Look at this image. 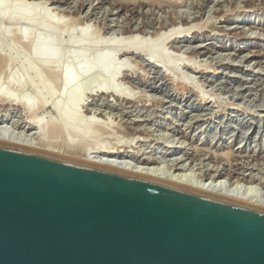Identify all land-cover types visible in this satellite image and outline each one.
<instances>
[{
  "label": "rangeland",
  "instance_id": "rangeland-1",
  "mask_svg": "<svg viewBox=\"0 0 264 264\" xmlns=\"http://www.w3.org/2000/svg\"><path fill=\"white\" fill-rule=\"evenodd\" d=\"M45 1L47 4L44 12L41 6L38 7L41 17L46 15L47 8V10L54 8L55 13L59 12L62 15L64 26L62 32L58 31L56 39L63 41L64 54L73 53L79 46L89 47L91 51L94 42L100 38L104 42H101L99 49L107 51L115 48L113 44L110 46L112 38L113 40L116 38L117 45H120V42L128 39L130 34L138 33L146 37L141 50L143 52L129 51L123 54L122 51H116L118 54L115 55L116 61L121 58L129 60L126 63L133 67L130 71L121 73L118 83L129 93H136L134 95L139 96L137 101L128 102L122 98L99 93L98 78L91 84L89 88L91 92L87 90L89 85H86L88 82L84 81L86 79L81 81L82 83L79 81L81 86L87 88L84 93V110L87 108L96 112V117L103 120H100L101 123L106 124L104 130L93 129L95 131L92 133L94 132L95 136L90 137L88 147L97 144L100 147L103 144L101 146L105 145L103 148L107 149L110 146L108 150L114 148L117 150L122 149L121 145H128L130 149H127L132 150L129 156L135 157L143 152L146 153L143 156H150L158 151L156 148L160 146L163 152L158 151L156 156L160 161H164L165 165L166 158L170 159L164 152L168 149L177 153L174 157L182 156L179 161L185 160L184 167L194 169L193 172L196 173L222 172L227 179L230 175L234 180L237 177L256 175L264 180V0H252V3L248 0H172L176 3L171 0ZM40 21L31 26L34 28L33 31L41 28ZM25 24H27L25 18L22 21L0 19V29L9 32L6 37L0 35V57L18 56L16 61L9 62L6 70L0 71L2 82L0 85L1 88L4 87V91L8 92L9 87L10 94L16 92L19 98L29 97L36 104L39 97L37 94L49 102L46 103V108L38 110L39 113L35 114H29L22 105L12 109L10 124L30 129L33 125L28 122H32L35 117L41 115L46 120L56 116L52 104L61 98L60 91L63 86L59 73L63 67L58 68L60 71L54 68L59 72L57 76L54 69L53 71L51 69L52 75L47 73L50 70H41L43 72L39 71L38 74L28 71L29 66L37 68V64L30 59L29 46L17 42L18 39L15 41L17 37L12 34L13 28L19 27L16 32ZM84 25L88 26V31L83 33L88 34L90 38L75 48L69 44L70 34L77 36V32ZM75 27L76 30L78 28L77 32ZM174 27L177 33L172 32ZM166 32L168 35L172 33V36L164 40L160 50L163 54L158 52L160 56L157 58L159 54L156 53L155 63L150 64L145 60L150 47L155 46L158 34L164 35ZM244 32L248 35L244 36ZM121 37L124 40H121ZM64 64L62 61L61 65ZM176 64L179 66L178 70H175ZM10 72L18 76L19 79L16 77L15 80V76L13 78L16 82L12 79L14 73L9 77ZM8 78L15 83L23 79L22 82L27 84L19 88L21 92L15 91L12 87L15 83L12 86L6 83ZM50 90L53 91L51 95ZM0 106L2 116L5 114V105L0 103ZM65 138L72 139L67 132L56 140L59 139L57 142L62 144L66 141ZM158 140L163 144H157Z\"/></svg>",
  "mask_w": 264,
  "mask_h": 264
},
{
  "label": "water",
  "instance_id": "water-1",
  "mask_svg": "<svg viewBox=\"0 0 264 264\" xmlns=\"http://www.w3.org/2000/svg\"><path fill=\"white\" fill-rule=\"evenodd\" d=\"M0 264H264V207L0 137Z\"/></svg>",
  "mask_w": 264,
  "mask_h": 264
},
{
  "label": "bare ground",
  "instance_id": "bare-ground-1",
  "mask_svg": "<svg viewBox=\"0 0 264 264\" xmlns=\"http://www.w3.org/2000/svg\"><path fill=\"white\" fill-rule=\"evenodd\" d=\"M248 1H250V3H252V0H248ZM171 2H173V1L171 0ZM173 3H176V2H173ZM46 4H47V1H45V0H0V19L1 20H8V21H17V20L21 19V21H22L25 18V21L27 20V24H25L24 27L20 28V30L15 32V30H17V28L19 29V27L16 26L17 27L16 29L13 28L14 29L13 33L11 32L12 27H11V29L9 28V31H10V33L16 35L17 38L15 39V41H17V39H18L17 42L20 41V42H23L24 45L27 44L29 46V48H30L29 50L31 51V53H30V51L28 52L29 54H31L30 59H33V61H35L37 64V68L32 67L33 65L28 67V71H31L30 73L38 74V73H40L39 71H41V70H45V71L50 70V71H47V73L50 74V72H52L54 68L55 69L57 68V71H60L58 68H60L61 66L63 67L62 71H60L61 73L57 72L54 69V73L56 71V73H55L56 76H57V73H59V78L61 79V83H62L61 85L63 86V87H61V91H60L61 95L59 94L61 97L60 100L58 101V99H57L58 102H55L52 104V105H54L53 108H54V111L56 113V116L55 117L52 116L49 119L47 118L46 120H45L44 116H41V115L37 116V117L33 116V117H35L34 120L31 117H29L33 120L32 122H30V121L28 122V123H32V125H33V127H31L30 129H26L24 127L21 128L18 126H16V127L13 126L14 124L13 125L10 124L11 123L10 121L12 120L11 111L17 105H20V106L22 105V107L27 112H29V114L30 113L35 114L36 112H38V110H40L42 108L44 109V107L46 108V103L49 104V102L46 100V98L44 100V97L43 96L41 97L40 94H37V95H39V97H37L38 98L37 104L35 102H32L29 97L19 98L17 96L16 92L12 91L13 93L10 94L11 91L9 90V87L7 88L8 92L4 91L3 90L4 87L1 88L2 82H0L1 83V85H0V103H2L3 106L5 105L4 106L5 107V114L0 116V137H5V138H7L13 142H20L21 144H23L29 148L39 149V150L59 151V153L63 157L94 162V163L104 165V166L112 168V169L123 170V171L131 172V173L143 176V177L162 180V181H165V182H168L171 184L195 188V189H199V190H203L206 192L213 193V194L218 195V196H223L226 198L239 200V201L247 202V203H250V204H253L256 206L264 207V190H262V188L264 189V180L259 179L258 177H256V175L255 176H249V177H244V176L243 177H237L234 180V177L230 176L229 174H228L229 177L227 179V177L224 174H222V172L221 173L218 172L215 174L196 173V172H193L194 169L191 170V168H185L184 167L185 164L183 162L185 160L179 161V159H181L182 156H180L181 158L174 157V155H176L177 153H173V151H169L168 149L164 152H166L168 154L170 159L166 158L165 163H167V164L165 165V164H163L164 161L163 162L160 161L158 156H156L158 151H159V153L163 152V149L160 146H158L156 148L158 151H155V153L150 155V156H143L144 154H146L145 152H143L141 155L135 156V157H132V155H130L131 157L129 156V154L132 152V150L131 151L129 150L130 146H128V145H121L120 147L122 149L118 148L117 150H115V148H114V150H112V149L108 150V148L110 146L107 149L103 148L105 145L103 147H101L103 145L102 143H101L102 145L100 147L97 146L98 144L91 146V148L88 147L87 142L90 141V137H92L93 135L95 136V133L93 132L94 133L93 134L92 131H95V130L97 131V129H99V131L104 130V127L106 126V124L101 123V121H103V120H101L100 118L98 119L96 117V112H93L91 109H87V108L84 110V107H85V104H84L85 103L84 102L85 95H84V93L87 90L88 91L90 90L89 88H90L91 84L93 83L94 79L98 78L100 82H99V86H98L97 91L99 93H101L103 95H108V97L113 96V97H117L119 99L122 98L123 100L128 101V102L137 101L139 96L136 97V95H134L136 93H129L126 90V88L122 87L123 85L120 86V84L118 83V79H119V76L121 75V73H123L124 71H130L131 68H133V67L130 63H129L130 65H128V63H126V62H129V60L126 61V60L121 58L120 60L116 61L117 57L115 58V55L117 56V54H118V53L116 54V51L117 52L122 51L123 54L129 53V51H138V53H139V51H141L143 48V45L145 42L144 40H146L145 39L146 37L140 36V34L135 33V31H134L135 34H132V35L130 34L129 35L130 37H128V39L126 38L127 40L126 39L124 40V38L121 37L122 38L121 40H124V41L120 40L121 41L120 45H117V42H116L117 39L116 38H115V40H113V38H112V40H110V46H112V44H113L115 48L113 50L107 49V51H105L103 49H102L103 51H101V49H99L100 44H102L101 42H104L103 39L100 38L94 42V44L92 45L91 51L88 49L89 47H87V46H86L87 48H83V47L79 46V47H77V49L73 53L64 54L62 52L63 51V49H62L63 41L56 39V36L58 35V31L62 32V30H63L64 24H62V15L59 12L55 13L56 11L54 10V8L49 9V10H47L48 9L47 8L46 9L47 13L45 12L46 15L41 17L40 16L41 12L39 13L38 7L41 6L42 10L44 12L45 11L44 8L46 7ZM239 9H240V7H239ZM42 15H43V13H42ZM38 21L41 22L42 26L38 31L35 32L32 30L34 28H31V26L34 25L35 23H38ZM64 21H66V19ZM174 21H176V20H174ZM205 22L207 23V21H205ZM89 26H90V24H89ZM3 28H4V25H3ZM30 28L33 31L32 33L30 31ZM71 30H70V32H71ZM75 30H76V27H75ZM77 30H78V28H77ZM77 30H76V32H77ZM68 31H69V29H68ZM84 31H88L87 25H84V27H82V29L77 32V36H73L71 33L70 39H69V44L71 43L76 48V45H79L81 42H84L87 39L89 40L90 36L88 38V34L83 33ZM175 31H177V30L174 27V31H172V32L177 33ZM132 32H133V30H132ZM136 32H138V31L136 30ZM7 33L9 34L8 30L0 29V35H5V37H6ZM166 33L164 35H162L163 33L160 35L158 34V39L156 41L155 46L150 47L151 49L149 51V55L147 54V58H145V60L148 61L150 64L155 63L154 61H155L156 53L159 54L158 52H161L160 50L162 49L161 48L162 44L165 42L164 40H166V39L168 40V38L170 36H172V33H169V35H168V33L167 34ZM66 34H68V33H66ZM14 35H12V36H14ZM243 35L247 36L248 34L246 32H244ZM149 38H150V36H149ZM147 40H148V38H147ZM105 42H106V40H105ZM64 44H66V43H64ZM24 47L25 46H23V48ZM1 48H3V47H1ZM87 49H88V51H87ZM27 51H28V49H27ZM141 52H143V51H141ZM161 53L163 54V52H161ZM159 56H160V54L157 56V58H159ZM165 56H166V54L164 55V58H165ZM179 56H177V57H179ZM17 59H18V56H13V55L1 56L0 57V71H3L5 68L7 69L6 66L9 64V62L12 63V62L16 61ZM180 59L181 58H178V60H180ZM62 61H63V63H65L64 65H61ZM165 61H166V58H165ZM167 61H169V59ZM187 63H189V62H187ZM195 63H197V62H195ZM190 64L194 65L193 63H190ZM176 66H177V64L175 65V68H176L175 70H178L179 66H177V67ZM199 66H198V68H199ZM207 66H208V64H207ZM12 67H13V65H12ZM164 67H165V65H164ZM51 69H52V71H51ZM173 71H174V69H173ZM42 72L43 71H41V73ZM10 73L11 74L9 77H11L14 72L13 73L10 72ZM15 73H16V71H15ZM15 73L13 74L12 79L14 78ZM60 74H61V76H60ZM96 74H98V76H96ZM180 74H181V72H180ZM50 75H52V74H50ZM187 75L188 74H186V76ZM53 76H54V74H53ZM16 77H17V79H19L18 76H15V80H16ZM44 77H45V75H44ZM46 78H47V76H46ZM175 78H176V76H175ZM84 79H86V80H84ZM83 80L88 81L86 84L87 86L89 85L88 89L85 88L86 86L84 87L83 85L82 86L80 85V83H82L81 81H83ZM179 80L181 81L182 79H179ZM188 80H189V78H188ZM22 81H23V79L22 80L20 79L19 82L17 80V83H15L16 81L13 82L12 80H10L8 78L7 82L6 81L5 82L11 86L13 83H15L12 87L15 88V91L19 90L21 92V89H19V88H21L27 84V82H22ZM79 81H80V83H79ZM183 81H184V79H183ZM191 82H193V81H191ZM3 83H4V81H3ZM29 85L30 84H28V86ZM192 85H193V83H192ZM178 86H180V85H178ZM186 88H187V86H186ZM201 90H202V88L200 89V93H201ZM50 92H51L50 93V95H51L53 93V91L50 90ZM90 92H91V90H90ZM7 93H9L10 95ZM204 93H205V91H204ZM207 95H208V92H207ZM45 101H47V102H45ZM202 101H203V98H202ZM40 111H42V110H40ZM256 113H257V111H256ZM104 123H107V122H104ZM113 125H114V123H113ZM32 129H35V130L37 129V130L32 131ZM93 129H95V130H93ZM136 131H138V130H136ZM144 131L145 130H143V133H144ZM67 132L70 134L72 139L70 138V140H68V139L66 140V138H65L66 141H64L62 144H59L58 143L59 139L58 140H56V139L59 138L60 135H63V134L65 135ZM100 134H101V132H100ZM96 135H97V133H96ZM74 137H76L78 139H74ZM102 137H103V135H102ZM136 137H137V135H136ZM93 141H94V139H93ZM159 141L160 140H158L157 144H163L161 141L160 142ZM169 143H170V141H169ZM172 143L173 142H171V144ZM85 144H87V145H85ZM123 147H124V149H123ZM127 148H129V149H127ZM171 157H173V158H171ZM167 160L169 162L171 160L172 163L170 164L169 162H167ZM258 169H259V167H258ZM244 174H246V173H244Z\"/></svg>",
  "mask_w": 264,
  "mask_h": 264
}]
</instances>
